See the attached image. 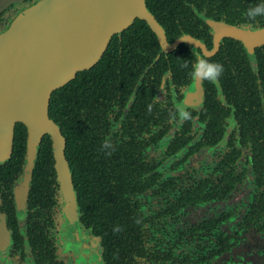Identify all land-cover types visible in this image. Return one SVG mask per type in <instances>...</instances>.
Here are the masks:
<instances>
[{
    "label": "flooded vegetation",
    "instance_id": "flooded-vegetation-1",
    "mask_svg": "<svg viewBox=\"0 0 264 264\" xmlns=\"http://www.w3.org/2000/svg\"><path fill=\"white\" fill-rule=\"evenodd\" d=\"M39 1L0 0V34ZM176 3L172 11L189 6ZM226 3L194 10L206 24L193 22V34L165 29L171 44L187 34L203 46L166 51L155 32L159 46L128 26L106 49L114 44L117 63L88 77L86 93L76 74L61 111L72 122L71 161L57 124L73 205L56 161L55 175L33 176L25 200L17 193L25 159L19 173L9 157L0 161V264H264V44L251 54L236 37L217 42L207 20L264 27L247 16L249 4ZM196 55L224 71L202 79V97L187 103Z\"/></svg>",
    "mask_w": 264,
    "mask_h": 264
},
{
    "label": "water",
    "instance_id": "water-1",
    "mask_svg": "<svg viewBox=\"0 0 264 264\" xmlns=\"http://www.w3.org/2000/svg\"><path fill=\"white\" fill-rule=\"evenodd\" d=\"M144 19L166 51L182 42L203 46L200 40L184 35L174 43L148 8L146 0H41L20 16L12 28L0 34V161L11 154L15 127L27 128L23 173L17 193L25 200L33 179L42 137L52 140L55 168L64 195L74 202L71 171L65 154L66 140L50 117L53 91L69 83L79 71L94 66L106 51L112 36ZM217 42L233 36L245 42L249 53L264 44V29L222 24L208 19ZM202 79L194 78L187 103L202 97Z\"/></svg>",
    "mask_w": 264,
    "mask_h": 264
},
{
    "label": "trees",
    "instance_id": "trees-1",
    "mask_svg": "<svg viewBox=\"0 0 264 264\" xmlns=\"http://www.w3.org/2000/svg\"><path fill=\"white\" fill-rule=\"evenodd\" d=\"M176 3L179 1V4L184 5L185 0H146L148 8L153 12L157 20L163 25V27L169 32L172 36H176L182 32L188 33H195L198 30V24L205 25L206 23L200 20L194 10H198L202 13L203 9L208 8L209 6L215 5V8H219L220 12L226 7L228 4L226 0H189V6H182L180 9L176 11H172L171 2ZM238 1L239 7L248 10L247 4L251 7L255 8L258 5H264V0H233ZM216 3L218 5H216ZM176 3V6H179ZM189 7V12H187V8ZM166 11V14L164 13ZM194 17V18H193ZM257 21L254 23L257 26L264 27V15L256 16ZM198 24H194V23ZM129 32V36H132L136 33L142 32L140 36L143 38L149 39L153 44L159 46L157 41V37L155 33L152 31L148 23L141 18H136L134 22L126 29ZM114 46L113 43L110 44ZM110 48L105 52L102 59L99 61L98 65L93 68H90L86 71L80 72V82L82 87L85 89V93L87 92L86 85L88 83V77L95 79V77L99 78V74H103L105 71V67L103 65L107 62L108 59H111L112 62L117 63V59L109 58ZM259 61L264 60V54L262 57L258 56ZM100 72V73H99ZM98 74V75H96ZM95 75V76H94ZM94 76V77H92ZM78 77V76H77ZM76 77V78H77ZM75 78L67 84L65 87H61L56 89L52 93L51 101H50V117L55 121L56 124H60L62 127L63 134L67 138L68 148L67 154L71 161V146L72 144V122L70 117L64 119L66 114H61V111L64 109L65 102H68L70 105L73 99L75 90ZM26 146H27V128L23 123H17L15 127V136H14V143L12 147L11 154L9 156V161L6 165H13V170L15 172L22 171V165L26 155ZM54 154L52 152V140L48 134H45L42 137V141L39 146L38 157L36 160V165L34 169L33 176H37L52 170V173L55 175V168H54ZM47 169V171H46Z\"/></svg>",
    "mask_w": 264,
    "mask_h": 264
},
{
    "label": "clouds",
    "instance_id": "clouds-1",
    "mask_svg": "<svg viewBox=\"0 0 264 264\" xmlns=\"http://www.w3.org/2000/svg\"><path fill=\"white\" fill-rule=\"evenodd\" d=\"M258 15H264V5H258L249 9L247 16L254 18ZM224 71L223 65L218 62H210L203 56L196 55L195 63L192 65V76L198 80L206 79L210 82H216ZM105 149L111 148L112 145L108 140L103 144Z\"/></svg>",
    "mask_w": 264,
    "mask_h": 264
}]
</instances>
